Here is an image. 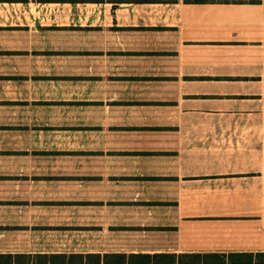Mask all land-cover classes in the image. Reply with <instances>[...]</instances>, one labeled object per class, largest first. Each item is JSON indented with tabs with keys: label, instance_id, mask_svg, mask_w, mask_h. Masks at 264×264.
Segmentation results:
<instances>
[{
	"label": "crops",
	"instance_id": "obj_1",
	"mask_svg": "<svg viewBox=\"0 0 264 264\" xmlns=\"http://www.w3.org/2000/svg\"><path fill=\"white\" fill-rule=\"evenodd\" d=\"M248 253L264 0H0V256L264 264Z\"/></svg>",
	"mask_w": 264,
	"mask_h": 264
},
{
	"label": "trees",
	"instance_id": "obj_2",
	"mask_svg": "<svg viewBox=\"0 0 264 264\" xmlns=\"http://www.w3.org/2000/svg\"><path fill=\"white\" fill-rule=\"evenodd\" d=\"M220 256L221 257H219L218 260L220 262H224L225 261L224 255L222 254ZM246 256H247V261H249V262L253 261V259H254L259 263H264V253H257L255 255L248 253V254H246ZM107 257L108 256H105L103 259L104 264H122L126 260L124 255H116V256H114V258H107ZM135 257H138V258L137 259H131L130 258L127 261L131 262V263H162L164 261H174L175 260L174 254L171 256L170 255H146V254H144V255H138ZM180 258H181V256H180ZM69 261H71V260L70 259H68V260L63 259V262H69ZM99 261H100V259L98 257L96 259V262L99 263ZM178 261H179V258H178ZM12 262L22 263L17 259H12L11 255L4 256V258L2 255L0 256V264H10Z\"/></svg>",
	"mask_w": 264,
	"mask_h": 264
}]
</instances>
